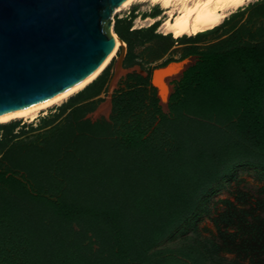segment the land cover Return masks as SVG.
<instances>
[{
    "label": "trees",
    "instance_id": "obj_1",
    "mask_svg": "<svg viewBox=\"0 0 264 264\" xmlns=\"http://www.w3.org/2000/svg\"><path fill=\"white\" fill-rule=\"evenodd\" d=\"M255 9L264 10V0L232 14L212 30L178 39H173L170 34L155 33L158 23L146 29L130 30V23L117 19L114 32L126 45V65H132L137 46L152 40L163 43V47L157 48L158 54H165L175 43L185 45L186 49L178 60L192 56L195 63L171 83L173 93L167 114L161 111L155 90L151 88L148 102L153 111L146 122L140 120L137 112L141 105L138 99L141 89L115 92L111 120L113 125L120 126L119 141L124 149L123 155L128 153L130 156L129 164L125 165L121 176H116L119 173L108 167L112 177L106 174L100 181L104 185L112 183L115 189L96 192L98 197L94 202L99 205L97 209L92 207L94 204L90 205L91 209L79 208L74 198L69 201L64 195L56 199L38 195L31 199L44 201L50 220L32 229L35 212L25 210L22 200L15 199L14 195L22 189V181L0 166V264H176L172 255L162 251L150 253L151 250L163 239L191 226L198 214L195 204L199 195L207 192L209 184H219L232 168L249 163L243 154L264 158V39L254 41L253 35L248 33V40L240 42L237 36L240 28L231 26L225 31V35H229L226 39L219 43H205L209 35L230 25L235 17ZM171 61L176 60L169 58L160 66ZM106 72L107 69L58 108H71L74 98L82 95L86 99L96 96L106 84ZM131 77L134 76H128ZM142 82L145 87L150 86V72ZM155 121L157 125L151 130ZM224 129L228 138L223 140L220 134ZM172 141L170 150L164 151ZM156 142L162 143L163 148L157 151ZM141 149L146 150L143 160L147 159L148 163L131 158ZM186 154L192 157L188 158ZM123 155L113 154L115 160L108 161V164L113 166L118 160L120 166L124 165L120 159ZM67 158L70 164L72 157ZM91 182L95 179L92 178ZM149 182L153 183L152 187ZM86 183L80 192L91 201L93 188ZM117 192H120L119 196ZM87 211L99 212L97 216L104 222L103 233L108 235L102 236L101 244L102 247L108 246L112 255L102 262L90 244L85 245L77 238L70 239V233L67 235L62 226L54 243V231L60 224L79 219ZM233 234L227 233L226 237L236 236ZM33 236L45 239L51 246H48L49 250L39 251L40 255L34 256L42 246L36 249L39 243ZM211 246L220 249L215 243ZM204 250L217 254L205 246ZM205 255L199 253L194 259L206 264ZM180 262L192 264L186 260Z\"/></svg>",
    "mask_w": 264,
    "mask_h": 264
},
{
    "label": "rangeland",
    "instance_id": "obj_2",
    "mask_svg": "<svg viewBox=\"0 0 264 264\" xmlns=\"http://www.w3.org/2000/svg\"><path fill=\"white\" fill-rule=\"evenodd\" d=\"M257 1L250 2L238 11H243ZM147 18H158L155 22L158 23L155 33L164 35L160 30V24L166 16H163V11L159 5L150 7L144 3H137L126 10L113 14L114 25L117 19H120L130 23V30L146 29L152 26L153 24L148 25L143 22ZM231 26L240 28L241 31L237 35L240 42L248 40L250 36L248 33L253 35L254 41L263 40L264 10L255 9L253 12H245L235 17L230 25L216 34L209 35L205 43H219L226 39L229 35H225V31H228ZM161 46L163 47V43L156 40L137 46L134 50V60L131 66L124 63L126 50L122 62L123 73L112 86L110 82L119 57V49L106 68V84L94 97L91 96L87 99L83 95L76 97L74 98V106L69 109H59L58 107L66 103L70 97L61 105L49 108L46 114H41L34 122H25L19 119L0 124V166L2 169L14 173L22 181V189L16 191L14 195L15 199L22 200L25 210L35 212V217L31 222L32 229L50 220L45 210L44 201H34L31 199L32 197L37 198L38 195H41L45 198L56 199L59 195H64L65 199L69 201L74 198L73 200L79 208L86 206V208L91 209L90 205L94 204L92 207L97 209L99 205L94 202L98 197L95 196L96 192L103 189L112 191L115 189L112 183L104 185L100 180L106 174L112 177L108 167L116 170V174L119 173L116 176H121L130 156L128 153L127 156L123 155L124 149L119 141L120 131L118 129L120 126L116 127L111 120L112 99L117 91L124 92L131 88L141 89L142 92L138 94L141 105L137 112L141 121L146 122L150 118L153 109L148 102V95L150 96L154 88L151 85L145 87L142 80L148 77L149 72L151 73L154 68L159 67L169 58L178 60L186 49L185 45L175 43L165 54H158L157 48H161ZM190 63L193 62L188 60L182 66L174 65L177 68V73L173 78L178 77L179 79L181 72ZM130 75L134 77L128 78ZM171 85H168L169 92L166 98L162 99L165 109H168L169 98L173 93V85ZM103 106H107L106 113L100 112ZM156 125L157 121L153 123L151 130ZM217 128L221 130L219 126ZM225 130L220 134L223 140L228 138V135L224 134L227 133ZM75 146L77 147L75 148ZM163 146L162 143H155L157 151ZM172 146L173 141L166 145L164 151H169V147ZM143 152L146 150L137 151L131 158L136 162H147V159L143 160L145 159ZM116 153L124 157L120 158L124 163L121 165L122 167L118 160L116 161L117 164L113 166L108 164V161L115 160L113 154ZM242 156L249 163L232 168L220 179L219 184H209L206 188L207 192L199 195L197 202L195 201L198 214L191 221V226L177 232L173 237L163 239L150 253L165 252L167 255L175 257L176 264H182L180 261L185 260L192 264H201L199 259H194L198 257L199 253L206 254V264H264V158L244 154ZM67 157H72L69 159L70 164L74 162L76 164L70 165ZM186 157L189 158L192 155L186 154ZM61 166L64 167L61 168ZM114 175L115 172L113 171ZM92 178L95 179V182H91ZM85 183L93 188L90 196L91 201L83 196V192H80L84 189L83 184ZM150 184L152 187L153 183ZM123 193L124 191L122 195ZM119 194L120 192H117L118 196ZM85 213L87 214L79 219L67 223L64 221L63 224H60L62 222L58 223L60 225L56 232L54 231V243L58 240L56 235L62 226L61 228L66 229L67 235L70 233V239L77 238L85 245L90 244L93 252L100 255L101 262L111 258L112 251L109 250L110 248L108 246L102 247L101 244L102 236L106 235L107 237L108 235L107 232L103 233L105 231L104 222L97 216L99 212L87 211ZM227 233H234L236 236L226 237ZM33 238L39 243L36 249L42 246L34 256L40 255L39 251L49 250V245L45 239H38L36 236ZM211 243H215L220 249L215 250L217 248H213ZM204 246L217 251V254L207 252L204 250ZM16 249L19 250V248ZM100 249L102 253H100ZM234 250L235 252H232ZM35 264L37 263L35 262Z\"/></svg>",
    "mask_w": 264,
    "mask_h": 264
},
{
    "label": "water",
    "instance_id": "obj_3",
    "mask_svg": "<svg viewBox=\"0 0 264 264\" xmlns=\"http://www.w3.org/2000/svg\"><path fill=\"white\" fill-rule=\"evenodd\" d=\"M124 1L0 0V116L40 103L93 72L113 47L112 14ZM125 52L126 47L119 51L111 85L123 69ZM188 60L193 63L182 75L195 57L150 73L164 114L168 109L154 84L156 73Z\"/></svg>",
    "mask_w": 264,
    "mask_h": 264
},
{
    "label": "bare ground",
    "instance_id": "obj_4",
    "mask_svg": "<svg viewBox=\"0 0 264 264\" xmlns=\"http://www.w3.org/2000/svg\"><path fill=\"white\" fill-rule=\"evenodd\" d=\"M252 1L255 0H125L115 13L126 10L137 3H144L150 7L159 5L163 11V16H166L160 24V30L164 35L170 34L173 39H178L183 36H195L198 33L214 29L221 25L232 13L238 11ZM113 14L112 24L114 23ZM156 20H158V18H147L143 22L152 25ZM112 38L113 47L111 51L93 72L78 83L40 103L1 115L0 124L19 119L25 122H34L41 114H46L49 108L61 105L70 97L85 89L99 77L108 65H110L118 50L126 47L125 43L114 31L112 32ZM180 65L182 66L183 64H179V66ZM121 73H123V71H119L116 78L120 76ZM176 73L177 68L172 66L156 74L157 80H155L154 84L160 88L162 99H165L169 92V84L167 85V82L170 83L172 79H175L173 77H175ZM115 81L112 86L115 84ZM106 107L107 106H103L100 112L106 113Z\"/></svg>",
    "mask_w": 264,
    "mask_h": 264
}]
</instances>
